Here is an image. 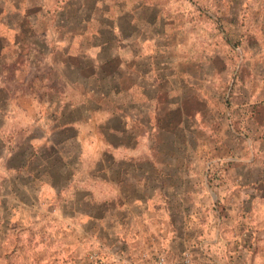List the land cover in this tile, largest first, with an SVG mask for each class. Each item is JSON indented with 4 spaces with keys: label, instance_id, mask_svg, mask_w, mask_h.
Instances as JSON below:
<instances>
[{
    "label": "rangeland",
    "instance_id": "374dc122",
    "mask_svg": "<svg viewBox=\"0 0 264 264\" xmlns=\"http://www.w3.org/2000/svg\"><path fill=\"white\" fill-rule=\"evenodd\" d=\"M67 1L0 0L2 157L5 147L15 149L31 130L40 134L37 123L57 116L50 107L68 110L83 99V77L98 54L116 58L109 69L123 73L127 87L117 101L136 108L133 123L123 125L136 136L124 138L134 152L120 151L119 159L127 154L143 165L198 166L197 172L192 170L199 178L197 199L209 209L217 192L228 189L231 163H252L258 166L252 178L263 179L264 0H73L75 6L60 15ZM80 14L84 24L76 27ZM96 21L102 24L101 33H96ZM75 27L76 32H69ZM232 101L241 107L230 108ZM111 105L104 102L105 111H94L79 124L82 161L94 164L105 138L99 130ZM175 108L178 112L168 118ZM74 148L70 157L80 151ZM18 156L17 163L22 159ZM25 183L22 179L9 186L0 160V264L117 262L99 249L82 248L78 237L58 229V219L9 217L3 197L28 199ZM257 185L247 213L264 212L262 180ZM11 188L15 194L8 192ZM75 240L74 247L70 242ZM255 248L264 254V244Z\"/></svg>",
    "mask_w": 264,
    "mask_h": 264
},
{
    "label": "crops",
    "instance_id": "0c3cea01",
    "mask_svg": "<svg viewBox=\"0 0 264 264\" xmlns=\"http://www.w3.org/2000/svg\"><path fill=\"white\" fill-rule=\"evenodd\" d=\"M107 61L117 60L98 54L89 60L85 94H95L90 91L91 82H95L91 76H97ZM114 73L122 83L124 74ZM84 95L81 100H85L86 110L81 108L74 116L80 101L68 110L50 107L57 116L37 123L39 135L31 130L24 141H17L15 149L8 145L4 156L0 155L9 186L14 188L25 180L29 197L4 196L10 206L4 209L9 217L58 219V229L78 237L82 248L99 249L116 258L115 264H157L161 258L167 264H178L184 255L190 256L192 264H264V254L255 248L264 244V221L260 217L264 212L247 213V207L252 209L253 188L261 180L264 184V177L252 178V169L258 166L243 161L231 163L227 191L218 189L213 208L199 205L201 191L195 186L199 178L192 174L198 166L158 165L153 161L143 165L127 154L119 159L120 151L134 152V146L124 138L135 140V135L123 126L134 121L136 108L132 102L128 111L123 106V113L108 112L99 130L105 138L99 140L101 148L95 153L94 164L82 161L78 126L94 111H105H87L89 99ZM230 104L232 109L239 106L238 102ZM177 112L170 109L167 117ZM115 124L119 127H113ZM35 126L30 123L31 128ZM35 140L39 141L37 145ZM74 147L80 150L77 158L67 162ZM18 155L22 159L17 163ZM55 156L59 162L53 161ZM260 169L264 170V162ZM8 192L16 193L12 188ZM70 244L75 247L76 240Z\"/></svg>",
    "mask_w": 264,
    "mask_h": 264
},
{
    "label": "trees",
    "instance_id": "16d2710c",
    "mask_svg": "<svg viewBox=\"0 0 264 264\" xmlns=\"http://www.w3.org/2000/svg\"><path fill=\"white\" fill-rule=\"evenodd\" d=\"M73 6H75V4L73 3V0H69V1L65 2V5L61 8L60 15L63 13V11L65 12L66 9L70 10ZM79 6H81L83 8L82 3ZM81 14H80L79 19L77 18L74 21L75 22L74 24L76 25V27L81 25V23L84 24V15H81ZM93 23L95 24V29H97L96 33H99V32L101 33L102 24L100 25V23L98 21L93 22ZM90 24H92V21L89 23L86 22V26H87L86 31H88ZM58 25L59 24L57 23V26ZM98 25L100 28L98 27ZM76 27H75V29L73 28L74 30L71 29L72 31L70 30L69 32H72V33L76 32L75 31V30H77ZM107 29L110 30L111 27L109 26V27H107ZM66 53H68V52H66ZM110 64H111V61H107L105 66L100 69L102 71H100V73L97 76L96 75L91 76V78H93V80L95 82L90 81L93 84V86L90 87V91H91V93H95V94H91V95L86 94L88 99H89V100H87L88 107H89V108H87V111L88 110L89 111L98 110L103 105V102H108V103L112 104L111 108H109V111L112 112V114H114V115H116L117 113H123V111H124L122 108L123 106H126L125 108L127 110H130V102L127 105L121 106L122 104L120 105L119 102L117 101L116 96H117V94H119V92H121L120 90H121L123 84L119 81V79H117L118 75H115V73H114L115 69L114 70L109 69ZM83 69L85 70V66L83 67ZM83 84H85V75L83 77ZM123 88H124V86H123ZM125 88H127V87H125ZM94 97H96V99ZM82 100L79 102L80 104H78L75 107V110L73 111L74 116L77 115V113L80 111L81 108L82 109L84 108V110H86V102H85V100L84 101H82ZM92 103H94L96 105L94 106ZM67 118L71 119L72 117L67 116ZM76 158L77 157H70V158H68L67 162H73L74 160H76Z\"/></svg>",
    "mask_w": 264,
    "mask_h": 264
},
{
    "label": "built area",
    "instance_id": "2783aa9c",
    "mask_svg": "<svg viewBox=\"0 0 264 264\" xmlns=\"http://www.w3.org/2000/svg\"><path fill=\"white\" fill-rule=\"evenodd\" d=\"M157 264H167V261L164 258H161ZM178 264H192L190 256L184 255ZM211 264H219V263L215 262Z\"/></svg>",
    "mask_w": 264,
    "mask_h": 264
}]
</instances>
